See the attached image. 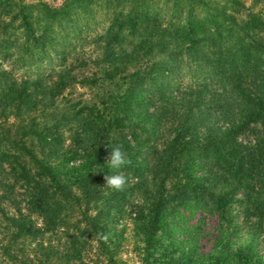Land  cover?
I'll use <instances>...</instances> for the list:
<instances>
[{"label": "rangeland", "instance_id": "rangeland-1", "mask_svg": "<svg viewBox=\"0 0 264 264\" xmlns=\"http://www.w3.org/2000/svg\"><path fill=\"white\" fill-rule=\"evenodd\" d=\"M15 1L29 8L38 19L48 9H63L71 0ZM90 1L87 6L72 7L67 18L60 16L56 21L58 36L61 41L68 36L69 46L64 48L61 42L50 50L43 63L24 68L0 57V153H6L0 156V264H209L217 257L225 259L226 264H239V250L264 258V220L260 221L258 213L253 214L252 205L242 191L223 215L208 212L191 215L179 207L181 192L192 190L182 189L186 181L171 177L159 189L160 177L137 175L138 165L146 168L144 163L157 157L155 151L164 150L173 138L170 125L164 124L150 141L149 160L133 153L127 155L131 163L122 169L128 177L122 191L105 188L104 177L116 171L108 167L110 154L103 152L94 159L93 154L88 158V151L97 142H106L95 135H106L111 128L110 120L117 113L114 104L127 88L124 76L163 59V54L157 55L161 50L157 41L171 32L165 30L190 19V9L194 8L200 17L208 14L202 11L204 6L199 0H184L187 8H182L180 15L173 10L172 3L156 0L160 26H150L148 34L143 30L136 35L126 31L114 39L112 7L121 9L117 7L120 2ZM200 2L208 4L212 17L225 25L232 21L241 25L251 15H257L264 23V0ZM9 20L10 17L2 18L3 22ZM19 23L17 19L12 27ZM261 33L255 34L264 37V32ZM145 41L154 45L149 56L139 47ZM21 93L25 102L18 108L17 97ZM45 133L49 134L50 147L54 149L51 161L61 175L59 184L52 180L47 186L35 188L48 189L59 201L57 218L48 233L42 231L44 219L30 213L26 192L31 187L19 178L22 166L37 171L29 155L38 161L47 156L45 144L40 140ZM127 133V130L119 133L115 128L110 131L111 137L118 141ZM263 137V126L255 124L237 142L242 148L254 150ZM22 148L21 153L25 154L24 148L28 151L24 157L17 152ZM27 159L34 164L26 162ZM80 166L84 168L80 172L72 170ZM158 191L160 195L162 192L170 213L167 221L170 232L160 231L157 241L150 244L149 209L156 202ZM211 191L221 192L210 189L207 194ZM118 205L124 206L122 211ZM141 207L143 216H139ZM106 211H111L110 217H106ZM30 225L36 230L34 236L19 234V228Z\"/></svg>", "mask_w": 264, "mask_h": 264}, {"label": "trees", "instance_id": "trees-1", "mask_svg": "<svg viewBox=\"0 0 264 264\" xmlns=\"http://www.w3.org/2000/svg\"><path fill=\"white\" fill-rule=\"evenodd\" d=\"M114 1H119L117 7H121H112L111 30L114 39L126 31L136 35L143 30L144 34H148L150 26L160 24V12L155 10L156 0ZM91 2L71 0L63 9H48L45 16L36 19L29 8L27 10L17 1L0 0V57L24 68L43 63L50 56V50L61 42L64 48L69 46L68 36H63L64 41L58 36L56 21L60 16L67 18L72 7L87 6ZM164 3H172L173 10L179 15L182 8H187L184 0H164ZM198 3L203 4L202 11L207 16L200 17L194 8L190 9V19L172 26V30H165L171 32L164 35L163 40L157 41L156 46L161 49L157 55L163 54V59L124 76L127 88L114 104L117 113L110 120L111 128H108L106 135H95V138L106 139V142H97L88 151V158L92 154L94 159L103 152L110 154V146L119 144L127 155L133 153L149 160L150 152L147 149H152L149 147L150 141L156 138L164 124L170 125L173 138L169 139L164 150L155 151L157 157L151 159L150 163H144L147 164L146 168L143 164L138 165L137 175L160 177L159 189L164 188L171 177L180 182L186 181L182 189L191 187L192 190L189 193L181 192L183 199L179 207L191 215L197 212L223 215L237 193L242 191L252 205L253 214L258 213L262 221L264 137L254 150L242 148L237 138L255 124L262 125L264 131V37L255 34L264 32V23L257 15H251L249 21L241 25L235 21L225 25L227 23L212 17L208 4L200 0ZM217 8L214 7V10ZM221 9L226 10L224 7ZM5 17H10V20L3 22L2 18ZM17 19L20 20L19 25L12 27ZM139 47L145 49L148 56L154 49L153 42L146 41ZM17 98V106L21 108L25 102L23 93ZM166 114L167 117H164ZM113 128L119 133L123 130L128 133L122 135V141H118L110 135ZM167 132L165 129V134ZM48 133L40 136L47 156L38 161L35 156L29 155L35 164L31 159L26 161L34 164L39 173L32 168L27 169L28 165L25 164L19 175L31 187L26 192L27 206L30 213L44 219L43 233L51 231L49 227L57 218L56 205L59 201L48 189L35 188L47 186L52 180L59 184L61 176L51 161L54 149L50 147ZM132 141L135 142L133 147ZM21 150L23 148L17 151L21 157L27 155L26 148L25 154ZM5 154L3 151L0 156L4 157ZM82 169L80 166L72 170L80 172ZM210 189L221 192L211 191L207 194ZM154 200L156 202L149 209L147 238L150 244L157 241L160 231L170 232L167 227L170 213L164 204L162 192L160 195L158 191ZM123 207L119 206V211ZM140 210L139 216H143L144 208ZM105 215L110 217L111 211H106ZM35 231L33 225L19 228L20 235L34 236ZM237 257L239 264H264L263 257L242 250L238 251ZM209 264H226V261L217 257Z\"/></svg>", "mask_w": 264, "mask_h": 264}, {"label": "clouds", "instance_id": "clouds-1", "mask_svg": "<svg viewBox=\"0 0 264 264\" xmlns=\"http://www.w3.org/2000/svg\"><path fill=\"white\" fill-rule=\"evenodd\" d=\"M111 152L108 159V167L116 170L113 174H108L104 177L106 181L105 188H111L117 191H122L128 182V177L122 171L130 165L131 161L127 158V153L122 145L110 146Z\"/></svg>", "mask_w": 264, "mask_h": 264}]
</instances>
